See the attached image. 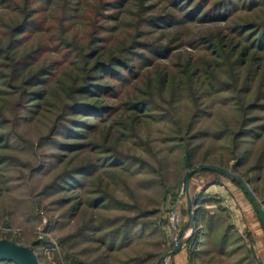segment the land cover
I'll return each mask as SVG.
<instances>
[{"label": "rangeland", "instance_id": "obj_1", "mask_svg": "<svg viewBox=\"0 0 264 264\" xmlns=\"http://www.w3.org/2000/svg\"><path fill=\"white\" fill-rule=\"evenodd\" d=\"M199 168L264 211V0H0V240L40 264H264L231 178L191 176L193 232Z\"/></svg>", "mask_w": 264, "mask_h": 264}, {"label": "water", "instance_id": "obj_2", "mask_svg": "<svg viewBox=\"0 0 264 264\" xmlns=\"http://www.w3.org/2000/svg\"><path fill=\"white\" fill-rule=\"evenodd\" d=\"M204 171H211L214 173H218L220 175H223L227 178H231L238 182L242 188L244 189L245 193L247 194L249 201L252 204V207L256 214L258 215L263 227H264V211L261 209L257 201L255 200V197L253 196L252 192L248 188L247 184L237 176H235L232 173L215 169V168H199L197 170H194L191 172L187 179L186 183V198H187V206H188V219H189V224L191 226V229L193 232L196 230V215H195V210H194V202L192 200L191 194H190V189H189V183H190V178L192 175L198 172H204ZM188 241L186 242H181L178 243L174 250L168 255V257H172L176 254H178L183 247L187 244ZM0 261L2 262H9L12 264H40L36 255L31 249L22 247L14 242L8 241V240H0Z\"/></svg>", "mask_w": 264, "mask_h": 264}, {"label": "built area", "instance_id": "obj_3", "mask_svg": "<svg viewBox=\"0 0 264 264\" xmlns=\"http://www.w3.org/2000/svg\"><path fill=\"white\" fill-rule=\"evenodd\" d=\"M184 195V192L182 191V195L179 196V199L176 200L175 204L173 205L170 213H169V224L171 227V230L173 231L174 235L176 236L174 241L175 245L179 243L178 235L180 233V224H181V213H180V207H181V197Z\"/></svg>", "mask_w": 264, "mask_h": 264}, {"label": "trees", "instance_id": "obj_4", "mask_svg": "<svg viewBox=\"0 0 264 264\" xmlns=\"http://www.w3.org/2000/svg\"><path fill=\"white\" fill-rule=\"evenodd\" d=\"M194 205H195V213L197 214L198 213V209H200V205L194 200ZM196 224H198V221L196 220ZM195 240H193V242H191L188 246H189V249L196 244ZM2 262V261H0ZM3 263H8V264H12V263H9V262H3Z\"/></svg>", "mask_w": 264, "mask_h": 264}, {"label": "crops", "instance_id": "obj_5", "mask_svg": "<svg viewBox=\"0 0 264 264\" xmlns=\"http://www.w3.org/2000/svg\"><path fill=\"white\" fill-rule=\"evenodd\" d=\"M188 253H189V250H188V247H187V250H185V252L183 250V253H181L179 258L186 256Z\"/></svg>", "mask_w": 264, "mask_h": 264}]
</instances>
